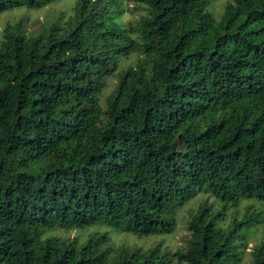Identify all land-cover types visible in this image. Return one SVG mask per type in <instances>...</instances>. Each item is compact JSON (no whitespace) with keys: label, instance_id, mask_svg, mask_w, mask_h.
I'll use <instances>...</instances> for the list:
<instances>
[{"label":"trees","instance_id":"obj_1","mask_svg":"<svg viewBox=\"0 0 264 264\" xmlns=\"http://www.w3.org/2000/svg\"><path fill=\"white\" fill-rule=\"evenodd\" d=\"M56 1L0 0V13ZM131 1L146 10L134 23L117 0H75L36 32L2 31L0 264H243L264 217V0L219 17L211 0ZM198 193L174 251L114 247L97 229L169 234ZM243 199L262 209L225 222ZM246 264H264V241Z\"/></svg>","mask_w":264,"mask_h":264},{"label":"rangeland","instance_id":"obj_2","mask_svg":"<svg viewBox=\"0 0 264 264\" xmlns=\"http://www.w3.org/2000/svg\"><path fill=\"white\" fill-rule=\"evenodd\" d=\"M121 6L122 13L119 16L120 21L123 23H134L140 15L146 14L145 9L134 10L135 3L131 0H117ZM229 0H211L209 7L210 12L219 17L224 5ZM75 0H58L55 3L44 6L37 10L32 9H11L0 13V37L2 31L7 23H17L21 21L22 26L26 31L36 32L40 29V25L46 22H57L62 16H67L72 13V7ZM141 55L137 52H132L127 56H121L117 71L125 68L128 65H134ZM116 71V72H117ZM117 82V74L107 76L105 78V86L99 96V101L102 107H105L106 98L114 88ZM202 193H198L193 199L180 206L176 213V225L174 230L169 234H153L149 236L139 237L135 234L126 231L108 229L105 227H98L100 231L106 230L111 237V243L114 247L128 245L133 248L147 249L152 246L160 245L161 248L169 251H174L185 245L189 237L187 230V221L191 214L194 212L198 204L204 199ZM211 200V198H208ZM262 209L256 202L250 200H241L236 211H228L227 219L225 222L230 221L233 217H242L255 212L256 209ZM264 216V212H263ZM262 222L251 227L247 233V247L243 253L242 263L250 262L252 258V251L256 245L264 241V217ZM93 231L92 228L83 229H60L55 228L48 230L46 235H59L64 238H73L79 236L84 238L86 234ZM173 264H178L176 261Z\"/></svg>","mask_w":264,"mask_h":264}]
</instances>
